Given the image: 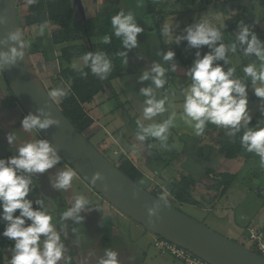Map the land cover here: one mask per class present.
Masks as SVG:
<instances>
[{
	"label": "rangeland",
	"instance_id": "rangeland-1",
	"mask_svg": "<svg viewBox=\"0 0 264 264\" xmlns=\"http://www.w3.org/2000/svg\"><path fill=\"white\" fill-rule=\"evenodd\" d=\"M86 1L93 2V0ZM97 4L96 9L94 8L96 11L97 9L111 10L110 18L107 16L105 17L110 20L113 15L123 10L125 13L129 11L133 12L136 16L137 23L143 29L145 23L142 21L143 15H145V19L147 18V21H145L148 27H150L151 30L159 31L161 34L165 23H171L173 25V39L169 41L168 38L162 34L159 41L162 40L165 44L164 49L166 52L169 50L175 52L174 58L170 61H164L161 50V54L159 53L160 57H157V54H154L153 51L151 54L144 55V58L133 55L134 58L128 61V67L134 74L131 71H126L125 74H122L116 80V87L120 95H127L130 103L140 112H143V108L146 106L144 102L147 99V97L143 96L141 93L142 88L152 87L156 99L166 98L165 107L167 110L154 117L152 122H163L172 112L177 113L173 128L171 127L172 130L169 129V131L170 135L174 138H176V134L178 133L179 135L180 132L184 142L180 143V138H177L178 142L176 144V149L178 150V156L172 160L173 168L177 165V168L180 170L179 163L183 162L185 172L187 171L186 169H189L195 174L202 169V164L206 162L207 166H210V168L217 173L219 169L237 173V177L230 189L222 196H220L219 191H215V199L211 201L209 197L210 189L204 187L201 182L198 194L195 195L200 201L197 205L177 203L176 206L199 222L244 244L248 248H252V242L246 238L248 237L246 228L249 225L264 227V167L260 165L259 157L256 155H254L252 159L246 161L241 159H229L223 154H220L221 139L230 137L227 135L226 129L218 127L217 125L212 128L205 127L201 135H196L194 129L181 119L183 92L190 84L187 70L197 59V52L200 53V57L202 58L204 55L210 53L212 49L208 45H203L199 48L192 47L187 40H181L177 43L174 36L184 35L187 27L199 22L204 16H208L218 27L221 22L223 23V27L221 28L222 39L218 41L217 44L224 43L226 46H230L231 43L235 42V34L238 32L240 21L253 25L254 31L257 33L258 37L264 40V25H262L264 23V0H150V4L147 0H97ZM82 6L83 4L80 3L79 10L81 12ZM25 12L26 10L24 7L17 9V14L20 13L21 18L24 17ZM216 17H219V19H216ZM176 25H178V27H176ZM259 26H261V28ZM112 30L114 29L112 28ZM25 35V40L29 46L28 40L31 37L35 38L33 29L27 28ZM139 36L140 34H138L137 38L138 46H140ZM144 36L145 41L147 38L149 41L152 40L151 44L153 43L154 38L152 33H145ZM154 45L157 49L156 51L159 52V44L157 41H155ZM144 46L145 49L143 47L139 48L148 52V45L145 43ZM244 47H246V45L242 46L237 42V51L235 53L231 51L227 52L225 59L215 61L214 64L221 65L225 71L235 67L236 75L243 76L242 67L245 64L254 62L259 66L260 63L254 55L245 57L243 55ZM136 48L137 47H135V49ZM155 63L161 64L166 69L164 77L166 83L159 89L155 87L151 79L144 81L140 80V76L143 72L150 71L152 65ZM173 64L177 65L176 71H172ZM34 72L50 95V92L55 88L52 87L50 76L44 74L42 78L35 69ZM247 84L249 110L252 117H254L262 107V101L261 98L255 96L250 80L247 81ZM60 98L61 97L55 99L60 102ZM26 115L27 114L21 108L17 99L13 97L8 89L3 72L0 70V158L9 159L10 157L7 158L9 153L18 152V148L23 144L42 139L41 136L38 135L39 133L37 130L26 131L22 127V120ZM144 122L151 123V121L147 120ZM259 123L260 126H264V114H261L259 117ZM96 127V124L92 126L93 129ZM134 127L136 128V126ZM90 132L91 131H87L86 134L90 136ZM9 133H13L16 137L11 144L7 139ZM138 141L137 138V142ZM91 142L96 144L93 139ZM183 146H185L184 152L181 150ZM99 147L105 152H109L108 146L100 144ZM106 156L114 162L115 158H117V156L114 157L113 154H106ZM207 161L210 162L208 163ZM68 166L69 165L61 158L59 164L47 170L46 173L50 177L51 182L53 183L59 171L64 170ZM204 172L205 170H202L200 175H193V173L190 172L188 174L200 179L199 176L201 177ZM212 174L213 176L216 175L214 171ZM77 175L74 176L71 187L67 190L59 191L66 198L68 208L74 204L75 196L78 194L86 196L89 200V204L86 205L85 209L80 213L83 217L80 222H77L73 218L65 220V233L63 239H61L66 250L70 248L76 250V258L79 264H99V260L105 258L104 253L109 248L117 251L120 264H186L183 260L175 257L171 253L163 252L161 249L155 247L154 237L158 235L126 216L98 194V192L87 184L79 175L78 178ZM178 178H180V175L174 173L173 178L170 177L169 182H174ZM148 180L149 181H140V185L147 190L156 191L159 186L162 185L160 182ZM30 187L31 191L27 199L33 201L34 208H39L41 211H45L53 217V224L60 233L61 228L59 226L56 203L53 199L45 196L40 191L33 176ZM162 195H166V200L172 198L165 191L162 192ZM201 196H205L206 198L202 200L200 198ZM37 200L43 201V204H36L35 202ZM106 205H108L110 209L107 210ZM103 206L107 210L106 213L102 210ZM99 213H103V217L105 218L102 220L99 219L97 217ZM19 214V210L14 213V215ZM114 214L116 224H113V227L111 225V218L112 216L114 217ZM26 222L30 223V221ZM7 223V221L0 219V244L3 243L6 247L8 244L7 241L11 240L3 235ZM109 235L112 237V241L106 239ZM41 240L43 241V236ZM12 250L13 248L5 250L4 257L2 256L3 264H9ZM65 257L66 254L64 253V257L58 264H63Z\"/></svg>",
	"mask_w": 264,
	"mask_h": 264
},
{
	"label": "clouds",
	"instance_id": "clouds-1",
	"mask_svg": "<svg viewBox=\"0 0 264 264\" xmlns=\"http://www.w3.org/2000/svg\"><path fill=\"white\" fill-rule=\"evenodd\" d=\"M36 0H30L35 3ZM219 19V17H216ZM7 23V18L0 16V24ZM111 26L117 37H122L123 46L131 50L138 44V34L144 29L137 23L133 12H117L111 18ZM178 27V25H176ZM221 22L219 27L208 16H204L199 22L187 27L184 35H176L177 43L187 40L189 45L199 48L208 45L212 51L202 58L197 52V59L188 68L187 75L190 84L183 92L181 119L192 127L196 135L204 132L207 122L227 130V135H235L244 129L240 137L241 145L249 153L259 157L260 165L264 167V126H250L253 119L249 110V93L247 81H251L255 96L261 98V112L264 114V40H261L254 31V26L240 21L238 32L235 34V42L230 46L224 43L217 44L222 39ZM162 34L169 41L173 39V25L165 23ZM16 42L19 46H12L7 51H0V70L5 67L15 66L18 60L24 58V41L19 31H12L2 43ZM109 42V37L104 38ZM237 42L245 46L243 55H254L259 66L250 62L242 67L243 76L236 75V68L227 71L215 61L225 59L226 53L237 51ZM122 57L127 52L119 53ZM164 61L174 58L175 52L169 50L162 54ZM83 60L90 64L91 73L101 79L107 78L113 65L108 55L99 51L95 54L89 52L83 56ZM76 67V65H73ZM177 65H172V71H176ZM166 69L159 63L152 65L150 71H144L140 80H152L157 89L166 83ZM87 75V73H84ZM145 100L142 119H137L139 131L137 138L144 141L146 137H156L161 141H167L169 129L174 125L177 113L172 112L166 120L145 125L143 121H152L157 115L167 109L166 98L156 99L152 87L141 89ZM63 88H54L50 92L52 98L64 96ZM60 120L44 108L38 109V113H29L22 120V127L26 131L45 130L53 125H59ZM13 133L8 134V142L15 140ZM61 160L57 149L47 139L34 140L23 144L18 148V155L9 159L0 158V219L7 221L3 235L15 241L9 264H58L64 257L65 245L60 233L53 224V217L39 208L33 207V201L27 199L31 191L32 174L45 173L54 168ZM27 174V175H26ZM76 172L71 167L59 171L52 186L57 190H67L72 185ZM104 178L103 172L97 171L92 177L93 183ZM166 195H161L159 200L148 207L150 222L162 219L160 201H166ZM42 205L43 201L35 202ZM89 204L86 196H75L74 204L63 212V219H75L80 222L83 217L81 211ZM19 210V215L14 213ZM26 221H30L27 223ZM43 236V241L41 237ZM105 258L99 260V264H120L118 253L111 248L104 253Z\"/></svg>",
	"mask_w": 264,
	"mask_h": 264
},
{
	"label": "water",
	"instance_id": "water-1",
	"mask_svg": "<svg viewBox=\"0 0 264 264\" xmlns=\"http://www.w3.org/2000/svg\"><path fill=\"white\" fill-rule=\"evenodd\" d=\"M0 16L7 18V23L0 24V51L18 47L16 42L2 43L12 31H19L22 35L16 1L0 0ZM147 33H152L153 43L157 41L159 44L154 30L149 27ZM22 39L24 41L23 35ZM24 53V58L18 60L15 66L2 70L5 79L27 115L38 113V109L44 108L60 120L58 126L37 131L43 139L54 145L60 157L98 194L154 234L187 249L210 264H264L261 254L199 222L167 201H160L162 219L150 222L148 207L155 204L159 197L121 171L73 125L36 76L26 45ZM13 155H18V152L9 153L7 158ZM97 171L103 172L104 178L93 183L92 177ZM32 176L40 191L55 201L63 232V212L67 210L65 198L52 186L46 173Z\"/></svg>",
	"mask_w": 264,
	"mask_h": 264
},
{
	"label": "crops",
	"instance_id": "crops-1",
	"mask_svg": "<svg viewBox=\"0 0 264 264\" xmlns=\"http://www.w3.org/2000/svg\"><path fill=\"white\" fill-rule=\"evenodd\" d=\"M80 3L83 4L82 12L79 10ZM72 5L76 21H80L83 24V29L81 31H74L73 33L74 36H78L76 39L55 43L54 36H61L65 31L61 29L57 21H50L46 29L45 37L40 40L31 37L28 40V50H30L28 53L33 67L36 68V72L37 69L40 70L42 76H44V74L50 76L53 85L52 87H54L56 80L62 78L60 73L62 68L69 67L76 70H82L89 66L90 64L83 60V56L89 52L93 54H95L94 52H99L100 45L105 43L104 38L106 36L109 37L108 33L105 31L103 19L106 16H110L111 10H94L98 5L97 0H93V2H88L86 0H72ZM146 19L145 15H143L142 21L145 23L144 30L139 36L140 46L137 44L136 49L133 48L127 53V68L123 74H125L126 71H131L128 67V61L134 58L133 55L144 58V55L151 54L153 51L154 54H157V57H160V45L159 52H157V49L154 47L155 42L151 44V41L147 38L145 41L144 35L145 33L147 34V31L149 30L145 21ZM88 20L92 21L90 29H88ZM110 28L112 30V27ZM155 33L157 34V31H155ZM145 43L148 45V52L139 48L143 47L145 49ZM110 59L113 65L114 61L112 58ZM73 65H76V67H73ZM119 77L111 78L110 85L105 86L104 91H99L91 100L84 104L88 115L94 120L93 125H97L95 129L92 128L93 125L88 129V131H91V139L96 142V147L105 156L106 154H113V156H117V158L122 155L128 156L143 172L142 180L144 181H149L148 179H150L164 185L169 182L170 177L173 178L174 173H193V171H190L189 169H186L187 171L185 172L183 162L179 163L180 170L177 168V165L173 168L172 160L178 156V150L176 149V144L178 142L177 138H180V143L184 142L180 132L179 135L177 133L176 138H174L170 135L169 131L167 134V141H161L156 137H146L144 141L137 142V133L139 131L137 119L142 118V112L138 111L136 107L130 103L127 95H120V92L116 87V80ZM143 123L148 125L150 122L145 123L143 121ZM134 126H136V128ZM38 135L41 136L40 134ZM100 144L108 146L109 152H105L100 148ZM181 150L184 152L185 146H183ZM117 158H115V160H117ZM207 162L209 163L210 161ZM201 167L202 169L195 174L193 173V175H200L202 170L210 168V166H207L206 162L205 164H202ZM77 177L79 178L78 175ZM106 208L107 210L110 209L108 208V205H106ZM106 208L104 206L102 208L105 213L107 212ZM97 217L101 220L105 218L103 217V213H99V216L97 215ZM114 219L115 214L114 217L112 216L111 218L112 224H116Z\"/></svg>",
	"mask_w": 264,
	"mask_h": 264
},
{
	"label": "trees",
	"instance_id": "trees-1",
	"mask_svg": "<svg viewBox=\"0 0 264 264\" xmlns=\"http://www.w3.org/2000/svg\"><path fill=\"white\" fill-rule=\"evenodd\" d=\"M147 1L150 4V0ZM16 6L17 9L24 7L26 10L23 18H21L20 13H18L19 24L24 40L26 38L25 31L27 28L31 30L33 29L35 39L40 40L45 37L46 29L50 21H57L61 29L65 31L61 36H54L55 43L76 39L78 36L73 35L74 31H81L83 29V24L75 19L72 0H36L35 3H30V0H16ZM87 24L88 29H90L92 21L88 20ZM103 25L106 33L109 35V42L101 44L99 51L105 52L114 61L112 71L107 78L101 79L93 75L91 73L90 65L82 70L65 67L62 68L60 72L62 78L56 80L54 85L55 88H63L66 94L60 98V102L56 101L55 98H53V100L61 108L65 116L86 136V138H88L90 142L92 139L86 133L93 125L94 120L88 115L84 104L91 100L99 91H104L105 86L110 85L111 78L119 77L123 74L127 68V56L122 57L119 53L129 52V50L123 46L122 37L115 36L114 31L111 30V21L109 18L103 19ZM262 25H264V23ZM261 26L259 27L261 28ZM157 37L158 39H161L162 37V34L159 31H157ZM160 42V50L162 53H165V44L162 40H160ZM26 46L27 51L29 52L30 50H28L27 42ZM37 73L43 78L40 70L37 69ZM84 73H87V75H84ZM7 87L16 99L8 82ZM261 114L262 112L260 108L257 114L253 117L250 126H260L259 117ZM215 126L216 125L211 122H207L205 125V127L210 128ZM243 131L244 129H241L235 135L221 139L220 154H223L229 159H241L246 161L252 159L255 154L247 152L240 143V137L243 135ZM112 162L132 180L140 184L143 172L138 166H136L132 159L128 156L122 155L117 158L115 162ZM213 171L216 173L215 176L212 174ZM179 175L180 178L176 181L168 182L163 186L161 185L158 190H153L151 192L158 197L162 195L163 191L167 192L172 198L166 201L175 207H177V203L197 205L200 201L195 195L198 194L201 182L204 187L210 189L209 197L212 201L215 199V191H219L220 196H222L230 189L232 183L237 177L236 172L219 169L217 173L215 170H212V168L205 169L202 176H199L200 179L195 178V176L188 173H180ZM200 198L204 200L206 197L201 196ZM110 238V235L109 237H106L107 240H110ZM10 241H7V247L3 243L0 244V264H3L2 256L4 257L5 250L8 248H14L15 242L13 240ZM75 251L76 250L71 248L66 250V257L64 258L63 264H79Z\"/></svg>",
	"mask_w": 264,
	"mask_h": 264
},
{
	"label": "built area",
	"instance_id": "built-area-1",
	"mask_svg": "<svg viewBox=\"0 0 264 264\" xmlns=\"http://www.w3.org/2000/svg\"><path fill=\"white\" fill-rule=\"evenodd\" d=\"M246 230L248 232V237L246 238H248L253 244V247L249 249L264 256V227L249 225ZM154 245L163 252H169L175 257L183 260L186 264H210L187 249L160 236L154 237Z\"/></svg>",
	"mask_w": 264,
	"mask_h": 264
},
{
	"label": "flooded vegetation",
	"instance_id": "flooded-vegetation-1",
	"mask_svg": "<svg viewBox=\"0 0 264 264\" xmlns=\"http://www.w3.org/2000/svg\"><path fill=\"white\" fill-rule=\"evenodd\" d=\"M146 21H147V19H146ZM46 173V172H45ZM47 174V173H46ZM48 175V174H47ZM35 180V179H34ZM36 181V180H35ZM37 182V181H36ZM52 183V182H51ZM37 185H38V183H37ZM38 187H39V185H38ZM40 189V188H39ZM63 195V194H62ZM63 197H64V195H63ZM50 198V197H49ZM65 198V197H64ZM52 199V198H51ZM65 200H66V198H65ZM55 202V201H54ZM66 203H67V201H66ZM57 206V205H56ZM67 209H68V203H67ZM58 216H59V212H58ZM64 222H65V220H64ZM111 225L113 226V224L111 223ZM60 226V225H59ZM114 227V226H113ZM64 233H65V227H64V231L63 232H61V230H60V235H61V239H63V236H64ZM110 240L112 241V237L110 238Z\"/></svg>",
	"mask_w": 264,
	"mask_h": 264
}]
</instances>
